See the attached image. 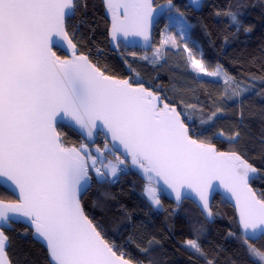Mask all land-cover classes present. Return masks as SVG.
<instances>
[{
  "label": "snow or ice",
  "instance_id": "6c2138e0",
  "mask_svg": "<svg viewBox=\"0 0 264 264\" xmlns=\"http://www.w3.org/2000/svg\"><path fill=\"white\" fill-rule=\"evenodd\" d=\"M190 3L200 7V0ZM103 4L112 18L109 34L114 43L119 35L140 36L148 42L156 11L152 0H103ZM79 7L80 0H0V182L18 192L15 200L0 199V264H13L4 228L18 221L28 223L32 236L46 245L48 264H145L107 239L103 226L82 206L81 193L90 187V171L104 180L116 177L120 167L112 161L98 166L97 157L83 142L67 147L55 126L58 118L75 124L89 139L101 131L106 137L105 150L112 154L122 150L126 159L117 156L119 165L127 167L130 159L142 171L147 180L144 195L154 207H162L158 195L162 181L177 203L195 194L203 211L212 217L209 193L218 180L236 201L239 236L248 254L264 264V251L249 242L264 238V197L249 186L251 174L259 169L245 153L218 151L210 141L195 138L183 113L152 88L108 74L87 54L79 53L75 29L69 31ZM173 9L175 5L168 0L169 14ZM241 14L231 5L215 12L237 30ZM170 19L183 38L184 17L170 15ZM244 30L250 32L251 27ZM54 37L67 45L71 58L53 51ZM168 40L176 43L174 36H168L161 45ZM184 51L197 75L223 81V95L229 99H238L253 88L254 75L249 76V83L237 81L219 64L209 70L187 43ZM162 58V48H156L152 62ZM186 108L195 110L198 105L188 103ZM221 112L217 106L201 124H210ZM227 139L237 144L241 132L234 131ZM96 152L104 155L99 147ZM159 243L155 237L147 239L146 245L137 243L138 250L149 256L147 264H155L151 250ZM183 243L207 264H215L198 238Z\"/></svg>",
  "mask_w": 264,
  "mask_h": 264
},
{
  "label": "trees",
  "instance_id": "16d2710c",
  "mask_svg": "<svg viewBox=\"0 0 264 264\" xmlns=\"http://www.w3.org/2000/svg\"><path fill=\"white\" fill-rule=\"evenodd\" d=\"M154 1L157 5L168 3V0ZM172 3L189 25L187 44L193 54L203 58L209 70L219 64L237 81L249 83V76L254 75L257 79L251 81L254 86L250 91L238 99L223 95L226 87L223 81L192 71L178 42L169 41L162 49L163 58L155 63L151 51L125 50L121 45L111 51L109 22L101 0H80L69 31L75 29L78 52L87 54L108 74L130 79L134 85L142 83L155 90L165 102L175 105L195 138L210 141L218 151L245 153L249 162L259 169L250 186L258 197H264V80L260 79L264 77V0H203L197 12L187 7L185 0H172ZM229 5L233 11L242 13L238 16L239 30L225 16L215 15L217 10ZM163 20L155 27L154 45L161 39ZM249 26L251 31L246 32L244 29ZM188 103L198 108L188 109ZM217 106L223 112L210 124H201V119L207 118ZM237 130L241 132V139L233 144L227 136ZM57 131L67 147H79L82 143L66 127L58 126ZM220 131L225 136L218 135ZM105 143L100 139L97 146ZM107 156L114 160L117 157L112 153ZM90 177L91 187L82 198L86 214L103 226L107 239L122 246L134 259H142L147 264L149 256L142 254L136 245H146L147 239L155 237L160 241L151 250L150 258L155 264H207L203 256L184 246V240L198 238L215 264H261L258 258L248 254L239 236L234 211L220 198L212 200L210 209L214 221L208 224L187 201L176 207L160 195L162 207L154 209L144 195L145 184L131 170L116 184H111L110 178L96 179L93 171ZM0 199L14 200L2 188ZM26 229L12 224L11 230H4L10 238L7 252L13 264H48L46 251L33 241L32 233ZM250 243L264 251V238Z\"/></svg>",
  "mask_w": 264,
  "mask_h": 264
},
{
  "label": "water",
  "instance_id": "95a60500",
  "mask_svg": "<svg viewBox=\"0 0 264 264\" xmlns=\"http://www.w3.org/2000/svg\"><path fill=\"white\" fill-rule=\"evenodd\" d=\"M153 3V7L156 9L155 13H154V18H153V22L152 25L149 29V40L148 42H145L140 36H135V35H129L127 37L123 36V35H119L117 37V42H113L111 40L110 34H109V29L111 27L112 24V18L111 15L107 12L104 4H103V0H101V4L103 6L104 9V15L107 18L108 22H109V28H108V44H109V48L111 51H114L118 45H121L125 50H137L139 52L142 53H148L152 50L153 48V37H154V30L155 27L157 26V24L164 19V16L166 14H168L169 12L167 11V5L168 3H164V4H156L154 0H152ZM203 0H200V7L197 8L195 6H192L190 3V0H185V4L187 7H189L190 9H192L194 12H197L200 10L201 6H202ZM174 10V9H173ZM123 10L121 9V12ZM54 39L57 40V43L55 46H53V51H59L61 52L66 58H71L72 53L68 50L67 45L64 44L62 41H59L58 38ZM162 106V105H161ZM178 110V109H177ZM56 127L58 126H63L66 127L67 129H69L70 131H72L73 133H75L83 143L87 144L88 146L92 147L95 146L98 141L100 139H103L106 142V137L105 135L97 130L94 135L92 136L91 139H89L87 137V135L85 133H83L75 124L68 122L67 120H59L58 118V122L55 125ZM107 143L109 144V146H112V142L110 140V138L107 139ZM116 156H120L122 159H126L125 154L123 153L122 150H119L115 153ZM127 166L129 168V170L135 172L137 174V177L144 183H147V180L144 176V174L142 173V171L138 168H136L135 166H133L131 164L130 159L127 160ZM255 173L251 174V178L249 180V186H250V181L254 178ZM90 187H91V180H90ZM213 190L210 191L209 193V206L211 207V203L214 197H218L221 199V201L225 202L227 205H229L231 207V209L234 211L235 214V222L236 225L239 229V233H240V228L238 226V216H237V212H236V201L235 199L231 196V193H228L225 191V189L223 187L220 186V182L218 180H214L213 181ZM90 187L88 188V190L90 189ZM158 187L160 189V193L161 195L167 200L170 201L171 203H173L176 207H180L184 201L190 202L201 214L202 218L208 223V224H212L214 221V217L212 215V217H208L207 213L203 211V207L200 204L198 198L195 197V194H191L188 198L183 199L181 202L177 203L175 196L171 194L170 190H168L166 188L165 185H163V182L160 181L158 184ZM251 187V186H250ZM0 188H2L3 190H5L6 192H8L13 198L14 200L18 197V192H14L12 187L5 182H0ZM87 190V191H88ZM86 192H82L81 193V200L84 197V195L87 193ZM190 191V190H185ZM13 225H21L25 228H27L31 233V226L24 222V221H18V222H14L12 223ZM4 230H11V226L10 227H5ZM32 239L34 242L38 243L47 253V247L46 245L34 238L32 236ZM261 238H257V239H250L249 242H256L259 241ZM8 247V245H7ZM47 258L49 260L48 257V253H47Z\"/></svg>",
  "mask_w": 264,
  "mask_h": 264
},
{
  "label": "rangeland",
  "instance_id": "374dc122",
  "mask_svg": "<svg viewBox=\"0 0 264 264\" xmlns=\"http://www.w3.org/2000/svg\"><path fill=\"white\" fill-rule=\"evenodd\" d=\"M170 15H171V17H177L178 18L181 15V13L179 11L177 12L176 8H175L171 12V14L168 13V14H166L164 16V20H163L164 27H163V30L161 31V39H159V43L158 44L153 45V48L151 50L152 53L155 51L156 48H162L163 49V47L166 46L169 43V41H171V40H168L167 43H165L163 46L161 45L162 39H166V37H168V36H174L176 42H178L180 44V46L182 47L181 49L184 50V44L187 43V39H188L187 32H188V29H189V25H188V23L186 24V26L181 25L182 27H185V32L183 33V38H181L182 37V33L175 26V22L172 19H170ZM184 55H185L186 59L189 61V59H188L189 53L184 51ZM101 145H102L101 147L97 146V144L95 146H92V147L88 146L90 151L92 152V154L97 157V165L99 166V164L101 162L108 163L109 161H112L114 164H117L118 166H120L119 165V161L117 159L114 160V159H112V158L107 156V154L111 153V152L105 150V147H104L105 144H101ZM97 147H99L102 150V152L104 153L103 156H101L99 153L96 152V148ZM93 174L95 175L96 179H98L97 176H96L95 171H93ZM108 178H110V180H112L114 177H108ZM120 178H121V176H120ZM98 180H100V179H98ZM158 195H159V198H160L161 193L159 192ZM152 207L154 209H156V210L160 209V207L157 208V207H154L153 205H152Z\"/></svg>",
  "mask_w": 264,
  "mask_h": 264
},
{
  "label": "built area",
  "instance_id": "2783aa9c",
  "mask_svg": "<svg viewBox=\"0 0 264 264\" xmlns=\"http://www.w3.org/2000/svg\"><path fill=\"white\" fill-rule=\"evenodd\" d=\"M121 159H122V158H121ZM119 167H120L121 171L118 172L117 176L114 177V178L111 180V184H116V183H118L119 180H120V176H123V175H125V174H127V173L129 172L128 166L125 167L124 165H120Z\"/></svg>",
  "mask_w": 264,
  "mask_h": 264
},
{
  "label": "flooded vegetation",
  "instance_id": "af4514ba",
  "mask_svg": "<svg viewBox=\"0 0 264 264\" xmlns=\"http://www.w3.org/2000/svg\"><path fill=\"white\" fill-rule=\"evenodd\" d=\"M119 46V45H118ZM102 146V145H101Z\"/></svg>",
  "mask_w": 264,
  "mask_h": 264
}]
</instances>
